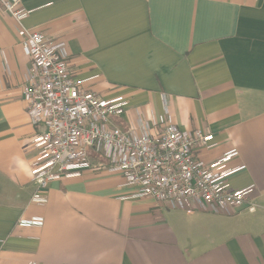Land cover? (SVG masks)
Returning <instances> with one entry per match:
<instances>
[{
  "label": "crops",
  "instance_id": "obj_1",
  "mask_svg": "<svg viewBox=\"0 0 264 264\" xmlns=\"http://www.w3.org/2000/svg\"><path fill=\"white\" fill-rule=\"evenodd\" d=\"M22 25L67 43L73 75L106 99L112 124L169 122L213 136L200 160L237 152L231 189L254 186L251 212L187 213L135 198L107 161L53 181L40 206L22 94L30 57L0 11V264H264V0H23ZM43 219L40 225L23 219Z\"/></svg>",
  "mask_w": 264,
  "mask_h": 264
},
{
  "label": "built area",
  "instance_id": "obj_2",
  "mask_svg": "<svg viewBox=\"0 0 264 264\" xmlns=\"http://www.w3.org/2000/svg\"><path fill=\"white\" fill-rule=\"evenodd\" d=\"M22 1L0 0V11L21 25V44L31 61L22 94L33 123L45 127L30 146L37 152L31 167L34 203L46 205L45 194L53 181L81 175L92 169L94 157H100L110 171L122 174L127 185L137 188L132 197L152 198L187 213L257 210L251 197L254 186L231 189L226 181L233 171L228 164L237 152L200 160L198 153L210 146L211 134L187 132L169 122L157 134L144 121L130 131L113 125L112 119L125 111V99H106L87 89L86 80L73 75L66 42L22 25L29 14ZM21 222L44 223L38 218Z\"/></svg>",
  "mask_w": 264,
  "mask_h": 264
}]
</instances>
